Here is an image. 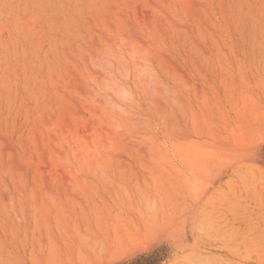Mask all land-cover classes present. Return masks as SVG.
Listing matches in <instances>:
<instances>
[{
    "label": "rangeland",
    "instance_id": "obj_1",
    "mask_svg": "<svg viewBox=\"0 0 264 264\" xmlns=\"http://www.w3.org/2000/svg\"><path fill=\"white\" fill-rule=\"evenodd\" d=\"M0 264H264V0H0Z\"/></svg>",
    "mask_w": 264,
    "mask_h": 264
}]
</instances>
